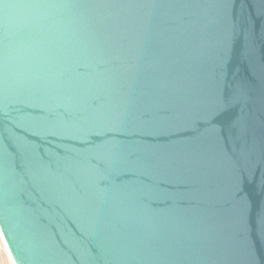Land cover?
<instances>
[{
    "label": "water",
    "instance_id": "obj_1",
    "mask_svg": "<svg viewBox=\"0 0 264 264\" xmlns=\"http://www.w3.org/2000/svg\"><path fill=\"white\" fill-rule=\"evenodd\" d=\"M0 234L13 264H264V0H0Z\"/></svg>",
    "mask_w": 264,
    "mask_h": 264
},
{
    "label": "rangeland",
    "instance_id": "obj_2",
    "mask_svg": "<svg viewBox=\"0 0 264 264\" xmlns=\"http://www.w3.org/2000/svg\"><path fill=\"white\" fill-rule=\"evenodd\" d=\"M0 264H13L0 234Z\"/></svg>",
    "mask_w": 264,
    "mask_h": 264
},
{
    "label": "bare ground",
    "instance_id": "obj_3",
    "mask_svg": "<svg viewBox=\"0 0 264 264\" xmlns=\"http://www.w3.org/2000/svg\"><path fill=\"white\" fill-rule=\"evenodd\" d=\"M4 245H5V243H4ZM5 248H6V246H5ZM13 263V262H12Z\"/></svg>",
    "mask_w": 264,
    "mask_h": 264
}]
</instances>
